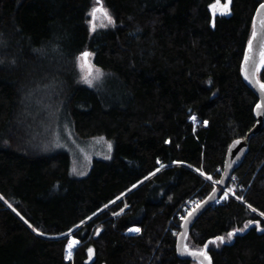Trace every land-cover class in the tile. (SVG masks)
Instances as JSON below:
<instances>
[{
  "label": "trees",
  "instance_id": "16d2710c",
  "mask_svg": "<svg viewBox=\"0 0 264 264\" xmlns=\"http://www.w3.org/2000/svg\"><path fill=\"white\" fill-rule=\"evenodd\" d=\"M263 2L103 0L114 25L89 34L93 0H0V264H197L176 255L182 208L212 192L204 177L217 182L230 144L256 125L241 64ZM83 51L108 73L103 90L80 84ZM37 105L80 139L112 140L111 160L71 176L65 152L43 149L54 125L43 131ZM226 189L233 197L200 215L186 245L207 244L212 264H264L255 222L209 243L248 220L264 228V119Z\"/></svg>",
  "mask_w": 264,
  "mask_h": 264
},
{
  "label": "rangeland",
  "instance_id": "374dc122",
  "mask_svg": "<svg viewBox=\"0 0 264 264\" xmlns=\"http://www.w3.org/2000/svg\"><path fill=\"white\" fill-rule=\"evenodd\" d=\"M94 7L96 8L103 7L104 9H107L105 8L103 4V0H93V5L87 14V28H88L89 34H93L100 29L110 28L114 25V23L109 24L102 13H97L96 18H95V31H92L90 22L93 20V17L89 15V13ZM108 12L110 13L109 10ZM112 20L114 21L113 17H112ZM89 64L93 66L91 69L90 76H89L90 69L88 67ZM97 68L98 67L94 64V54L93 53L91 57L80 60L79 64L77 63L80 84L89 89L95 90V91L103 90L109 82V75L105 71L98 68L101 70L102 75L97 79V74L95 72V69ZM84 76H88L89 79H91L92 83L89 84L85 82V80L82 79V77ZM39 97L42 98L41 100H43V102H45L44 98H47L46 96H39ZM37 106L40 108L39 112H42V113L46 112L47 110L46 108L44 107L41 108L40 105H37ZM55 118L56 117L52 113L48 114L46 112L45 114L42 115V118L40 119H41L43 131H46V127L49 128L51 127L50 125H54ZM196 121L199 122L198 120H195V119L194 121H191V122L197 123ZM51 128L52 129L49 128L48 131L53 132L52 137H51L52 140L51 142H48V141L45 143L41 142L43 143L42 145L43 149L47 150L49 153H54L58 151L65 152L69 156V159H70L69 173L71 176L76 177V178H84L88 174L95 160H101V161L111 160L112 154H113V146H114L112 140L106 139L104 137H95V138L86 139V140L80 139L74 134L71 126L67 122H60L57 125V127H55L54 125V129L53 127ZM109 144L111 145V149H109ZM122 198L123 197H120V199ZM106 209L107 207L104 208L103 211H105ZM111 216H114V215H111ZM127 234L135 235L137 233L127 231ZM66 236L69 237L70 240L74 239L72 236H69L67 234ZM224 237L226 239H225V243L223 244H228L231 242L227 240V235ZM223 244L214 243L216 247L221 246Z\"/></svg>",
  "mask_w": 264,
  "mask_h": 264
},
{
  "label": "water",
  "instance_id": "95a60500",
  "mask_svg": "<svg viewBox=\"0 0 264 264\" xmlns=\"http://www.w3.org/2000/svg\"><path fill=\"white\" fill-rule=\"evenodd\" d=\"M253 18H256V37L255 39H253L251 34L250 39H253V44H252V51L251 53H249L250 59L248 64L246 66L244 65V58L241 64V67L245 66L247 68L248 79H245V73H243L242 71H241V77L243 83L255 94V96L258 99V104L262 105V107L260 109H257L255 106L254 108V118L256 120V125L254 126V128L246 135L244 139L235 140L230 144L225 156L223 171L218 180L219 183H217L214 186V189H216V191L214 192L212 190V192L199 204L200 206L198 208L196 207L195 211L193 210L191 211L192 215L185 216L187 219H183L180 224V231L176 237V246H175L176 255L179 259L195 262L197 264H207V261H204L203 257L191 254V253H196L200 250H192L186 245L188 235L194 223L197 221L200 215L203 212H205L207 209L212 207L215 204V202L221 197L223 190L227 187L229 183L230 177L232 176L233 172L242 164L248 152L249 138L253 135H256L261 130L263 124L264 93H261L259 84L257 83L258 78H257L256 68L259 66L260 52L262 50V46H264V27H262L260 24L261 18L257 17L256 10ZM252 31H253V21H252ZM247 51H248V47L246 48L245 53ZM236 141H239V143H236ZM211 264H212V260H211Z\"/></svg>",
  "mask_w": 264,
  "mask_h": 264
},
{
  "label": "snow or ice",
  "instance_id": "6c2138e0",
  "mask_svg": "<svg viewBox=\"0 0 264 264\" xmlns=\"http://www.w3.org/2000/svg\"><path fill=\"white\" fill-rule=\"evenodd\" d=\"M228 5L225 4L224 5V8L227 9ZM97 13H102L103 16L105 17V19L108 21L109 24H112L114 23V21L112 20V17L110 15V13L108 12L107 9H104L103 7H99V8H96L94 7L91 12L89 13V15H91L93 17V20L90 22L91 24V30L92 31H95V18H96V15ZM256 13H257V17H260V24L262 27H264V3H260L259 4V7L256 9ZM252 37L253 39H255L256 37V18H253V31H252ZM253 39H250L248 41V51L245 53V56H244V65L246 66L249 62V59H250V55L249 53H251L252 51V44H253ZM92 53L88 52V51H83L80 53V55L78 57H76V60H77V63L79 64V61L80 60H83V59H86V58H89L91 57ZM245 66H242L241 67V71L243 73H245V79H248V75H247V68ZM90 71H89V76L91 75V69H92V65H88ZM260 68H264V46H262V50L260 52V62H259V66L256 68V71L259 72ZM95 72L97 74V79L102 75V72L100 69H95ZM82 79L85 80V82L91 84L92 81L91 79H89L88 76H84L82 77ZM257 83L259 84V88H260V91L261 93H264V83H261L259 80L257 81ZM262 107V105L260 104H257L256 105V108L257 109H260ZM192 119H196L195 117H193ZM205 126L208 125V121H204L203 122ZM236 143H239V141H236ZM109 149H111V145L109 144ZM157 163H160V161H157ZM163 166V165H162ZM156 171H159V169H157ZM199 171V170H198ZM155 173H153L154 175ZM200 175L204 176V172H200ZM207 180H212V177L211 176H206L205 177ZM216 183H219V181H217ZM137 185H133L132 187L135 188ZM213 191L215 192L216 189H213ZM225 198H227V193L225 194ZM0 199H3V197H0ZM238 200H243V197H237ZM200 205L197 204L196 207L198 208ZM9 207H12L11 204H9ZM249 208H251V211L252 212H256L257 209L252 207L251 205H249ZM13 211H15V209H13ZM193 211H195V208L193 209ZM19 215V213H17ZM189 216L192 215V212H189L188 214ZM259 215L261 217H264V212H260ZM89 219H91V217H89ZM182 219H187L186 217H182ZM256 223L257 227H256V230L257 231H264V228H261L260 227V223L259 221H253V220H248L247 223L245 224L244 226V229H235L233 231H230L227 233V240L228 241H231L232 238L236 235L237 232H242L244 231L245 229H247L251 224L253 223ZM25 223H27V221H25ZM83 223V222H82ZM29 227H32L31 224H29ZM33 231L34 232H37V229L33 228ZM129 232H135V233H140L141 229L139 227H134V228H129L128 229ZM38 235H43V233H40V232H37ZM225 237L224 236H216L214 238V240H211L209 241L210 244L212 243H219V244H223L225 243ZM79 243L78 240H69L68 241V244H67V249H68V258L70 259L71 258V253H72V249L74 248V246H76L77 244ZM207 248H208V245L206 244L204 246V250L203 251H198L196 253H191L193 255H198L200 257H203V260L204 261H207V264H211V258L208 256V253H207ZM88 252L89 254L91 255V253L93 252V249L89 248L88 249Z\"/></svg>",
  "mask_w": 264,
  "mask_h": 264
},
{
  "label": "built area",
  "instance_id": "2783aa9c",
  "mask_svg": "<svg viewBox=\"0 0 264 264\" xmlns=\"http://www.w3.org/2000/svg\"><path fill=\"white\" fill-rule=\"evenodd\" d=\"M193 117H195V116H191L190 118H189V120H190V122L191 121H194V119H192ZM195 120H197V119H195ZM197 122V121H196ZM192 124H193V127L195 128V127H197L198 126V124H199V122H197V123H193V122H191ZM216 172H218V173H222V170L220 169V168H217L216 169ZM206 177V176H205ZM204 177V178H205ZM206 179V178H205ZM207 180V179H206ZM208 182H210V183H212L213 185L215 184L212 180H207ZM231 181L232 182H235V178H231ZM233 191H234V189L233 190H231V191H229V190H227V189H225V190H223V193H224V197H225V194L227 193V197H233ZM200 200L199 199H192V200H189V201H187L186 203H185V205L183 206V208H182V210H183V217H185L189 212H191L195 207H196V205L197 204H200ZM222 202V200L220 199V200H218L217 202H216V204H220ZM69 236H71V234H69ZM74 238V237H73ZM75 239V238H74ZM75 240H77V239H75ZM79 244L80 243H78L76 246H74V248L72 249V253H71V258L69 259L68 258V255H69V253H68V249H67V247H66V249H65V259L67 260V261H72V259H73V254H74V249L75 248H77L78 246H79Z\"/></svg>",
  "mask_w": 264,
  "mask_h": 264
},
{
  "label": "bare ground",
  "instance_id": "6f19581e",
  "mask_svg": "<svg viewBox=\"0 0 264 264\" xmlns=\"http://www.w3.org/2000/svg\"><path fill=\"white\" fill-rule=\"evenodd\" d=\"M243 139H244V138H243ZM238 140H239V139H238ZM201 202H202V201H201ZM201 202H200V203H201Z\"/></svg>",
  "mask_w": 264,
  "mask_h": 264
}]
</instances>
